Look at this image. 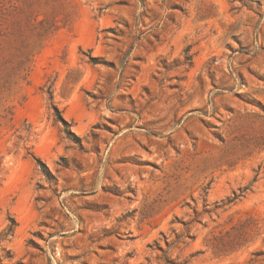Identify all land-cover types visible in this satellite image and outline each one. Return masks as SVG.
<instances>
[{
	"label": "rangeland",
	"instance_id": "1",
	"mask_svg": "<svg viewBox=\"0 0 264 264\" xmlns=\"http://www.w3.org/2000/svg\"><path fill=\"white\" fill-rule=\"evenodd\" d=\"M0 93V264H264V0H0Z\"/></svg>",
	"mask_w": 264,
	"mask_h": 264
},
{
	"label": "trees",
	"instance_id": "2",
	"mask_svg": "<svg viewBox=\"0 0 264 264\" xmlns=\"http://www.w3.org/2000/svg\"><path fill=\"white\" fill-rule=\"evenodd\" d=\"M14 12H16V16L12 17V30L11 35H17V63L13 67L14 76L22 78L26 80L30 71V63L32 62V58L35 55L36 48L35 43L38 41H43L46 38L50 37L59 29V22L57 21L58 16L54 17H43L40 19L39 15L33 16L32 14H25L21 10L15 8ZM54 15V13H53ZM8 15H2L1 18L7 20ZM16 18V19H15ZM9 22V21H8ZM28 35L34 36L36 41L34 45L28 43ZM24 73V74H23ZM12 93H0V119L1 120H12L13 118V107L6 106L9 96ZM49 100H53V94L51 89L48 91ZM55 111V115L63 125L68 127L67 121L61 116L58 108L56 106H52ZM36 163L42 170H47L46 165L38 158H35ZM15 225V222L11 220V226L7 230V233H10Z\"/></svg>",
	"mask_w": 264,
	"mask_h": 264
}]
</instances>
